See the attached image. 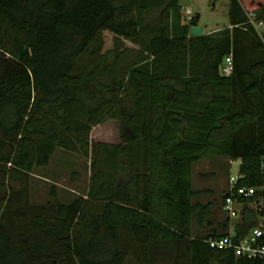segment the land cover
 <instances>
[{
  "label": "trees",
  "instance_id": "16d2710c",
  "mask_svg": "<svg viewBox=\"0 0 264 264\" xmlns=\"http://www.w3.org/2000/svg\"><path fill=\"white\" fill-rule=\"evenodd\" d=\"M248 12L264 24V0H228L226 27L189 36L198 15L182 22L177 0H0V264H264L208 246L227 218L190 181L206 155L238 160L235 184L257 190L238 237L260 224L264 27ZM56 148L87 159V189L31 204L27 178Z\"/></svg>",
  "mask_w": 264,
  "mask_h": 264
},
{
  "label": "rangeland",
  "instance_id": "374dc122",
  "mask_svg": "<svg viewBox=\"0 0 264 264\" xmlns=\"http://www.w3.org/2000/svg\"><path fill=\"white\" fill-rule=\"evenodd\" d=\"M181 8L182 22H187L192 14H197V25L202 27L203 33L211 32L228 25V0H177ZM260 35L263 28H257ZM112 36L103 33V49L111 46ZM127 48H134L127 41L123 42ZM106 141H116V125L112 121L107 123ZM109 131V132H108ZM101 135V131L99 132ZM98 134V132H97ZM98 136V135H97ZM104 136V135H101ZM238 160L228 161L225 157L206 155L192 163L190 169L191 188L194 192L193 201L209 202L213 220L220 222L224 213L221 210V197L227 186V178L237 173ZM89 167L87 159L76 154L56 148L45 166H34L26 182L28 201L31 204H45L50 200L49 190L54 188L57 199L68 203L76 196L83 195L87 189ZM14 188L23 185L12 182ZM251 202L249 206H260ZM261 217L258 216L260 220ZM207 231L206 225L190 223L191 236H201ZM124 264H134L127 257Z\"/></svg>",
  "mask_w": 264,
  "mask_h": 264
},
{
  "label": "built area",
  "instance_id": "2783aa9c",
  "mask_svg": "<svg viewBox=\"0 0 264 264\" xmlns=\"http://www.w3.org/2000/svg\"><path fill=\"white\" fill-rule=\"evenodd\" d=\"M247 22L257 30L263 28L264 24L260 20H255L254 14L248 12L246 14ZM223 74H228L231 68L230 55L224 57L223 65L220 66ZM237 174L227 178L226 193L221 199V210L227 218V225L224 233L218 238H208L206 240L209 247L218 250H232L235 256L246 258H264V226L263 220L259 225L252 227L241 237L235 229V224L239 219L242 198L252 197L257 190L253 187L237 186ZM250 205V204H249Z\"/></svg>",
  "mask_w": 264,
  "mask_h": 264
},
{
  "label": "water",
  "instance_id": "95a60500",
  "mask_svg": "<svg viewBox=\"0 0 264 264\" xmlns=\"http://www.w3.org/2000/svg\"><path fill=\"white\" fill-rule=\"evenodd\" d=\"M202 34V27L199 25L190 26L188 28L189 36H199ZM220 74H223L222 69L220 68Z\"/></svg>",
  "mask_w": 264,
  "mask_h": 264
},
{
  "label": "crops",
  "instance_id": "0c3cea01",
  "mask_svg": "<svg viewBox=\"0 0 264 264\" xmlns=\"http://www.w3.org/2000/svg\"><path fill=\"white\" fill-rule=\"evenodd\" d=\"M202 33H203V30H202ZM228 161H230V160H228ZM239 219H240V216H239ZM239 219H238V220H239ZM262 220H263V223H264V216L261 217L259 221L261 222Z\"/></svg>",
  "mask_w": 264,
  "mask_h": 264
}]
</instances>
